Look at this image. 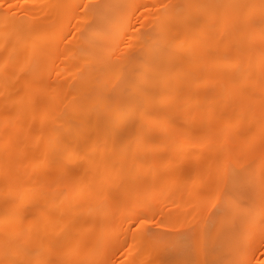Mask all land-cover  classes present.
Segmentation results:
<instances>
[{
  "label": "bare ground",
  "instance_id": "bare-ground-1",
  "mask_svg": "<svg viewBox=\"0 0 264 264\" xmlns=\"http://www.w3.org/2000/svg\"><path fill=\"white\" fill-rule=\"evenodd\" d=\"M138 1L134 0L133 6ZM76 2L77 0H51L53 5L51 12L57 11L58 16L62 15L61 23L59 22L57 25L58 30L56 25L52 24L34 27L33 17L26 22L23 20L20 22L13 17H7L3 11H0V71L16 68L15 72L19 74L26 68L32 69L34 66H39V63L45 68L40 75L30 74L18 82L15 81L16 78L14 80V76L6 75L0 79V94L6 89L11 90L13 84L17 83L13 92L6 96H0L2 111L0 127L15 121L14 130L11 132V135L14 136L22 129L23 131L27 129L26 126L29 125L33 131L31 136L27 137L28 140L35 143L34 148H42L39 155L36 154L37 157L32 155L27 158L26 155L23 156L24 151L27 150L24 149L26 138L25 140L22 138L24 142H17V144L11 136L0 135V196L3 198L0 201V229L8 228L4 233H0V260L3 261L1 264H49L50 261H53V257L55 260H59L56 264H115L114 261L107 260L105 255H102L111 240L110 235L108 234V236L106 233L109 227L107 229L100 217L102 216L101 203L104 196L100 197L105 192H98L101 194L99 197L97 191L102 182L104 186V183L112 184L114 179L113 171L112 173L110 171L111 174L108 173L109 178H104V170L107 166H110L111 170H118L117 168L124 164L123 160L125 162L130 157V160L128 161V158V162H125L128 165L127 168L125 164L121 168L123 170L119 171L120 175L118 174L123 186H120L117 196L126 201V203L124 202L126 208L121 211V216L123 214L121 219L123 221L130 220L136 215L135 212L138 215L139 212L141 214L150 213V201L146 199L148 195L150 197V194H153L155 198L158 196L157 198L162 197L163 199V196L166 197L164 194L167 190V186L163 187V185H182V182H179L181 178L178 183L176 179H165L167 181H163L160 184L162 186L156 185L155 189L152 188L154 185L148 187L149 184H147L146 187H143L135 183L137 178L142 177L145 173H156L155 168L158 165L157 167L149 163V166L146 165L147 162H151L148 149L153 144L155 146L153 142L156 141L157 146L155 147L158 151H167V157L163 161L161 160L159 167L173 171L175 166L172 161L180 160L183 157L181 152H187L188 155V152L193 149L202 150L204 146L208 147L214 136H218L214 135L217 128L229 131V133L233 131V127L222 120L223 116L219 115L218 107L215 105L217 96H220L216 93L203 96L200 94L201 98L198 96V91L201 88L211 85L214 81L217 82L219 88L225 90L221 100L222 104H227L231 98L235 101V107L230 111L228 119L259 122L258 117L263 112V119L259 122V131L264 130V108L261 109L258 106V95L260 99L264 100V0H179L175 5L161 8L144 32L130 36L131 41L124 46L125 50L119 48V41L129 34H127L126 22L130 17L131 6L125 4L126 0H99L100 3L108 5L105 10L106 22L103 29L92 32L88 27H85L82 31L80 30L79 36L83 37L84 42L80 47L70 52L76 55V59L70 65L82 71L79 74L70 73L72 75H69L68 79H65L61 84L67 85L76 80H88L89 82L73 90H67L66 87L65 90H57L56 85H53L49 90V98L36 113V116L43 118L46 114L51 113L52 121L62 117L63 122L50 128L43 127V123L40 122L43 119L27 124L26 121L31 119L29 109L32 106L34 85L38 81L44 80L51 68L48 58L41 55V47L46 41L51 42L56 31L61 32L64 29V22L68 15L62 6L70 7ZM204 7L208 8V12L203 13ZM199 12H202L203 16L213 18L216 23L208 24L197 15ZM86 19L89 21L91 18ZM56 41L53 43L57 44ZM132 44L139 46L136 53L130 58L125 54V51H128ZM235 47L237 49L231 53ZM209 48H213L216 54L214 50H209L214 55L207 58L206 54ZM227 50L228 52L222 54ZM20 54H23V58ZM20 59L22 62L18 65L16 62ZM218 66H223L224 70L215 76L216 80H214L213 74H209L207 69ZM69 67H66L65 70ZM233 68L238 71L228 72ZM182 83L185 84V90L181 91L183 93L180 95L179 89ZM179 97H183V100L187 102L184 111L182 110L183 114L181 113V117H179V120L185 124L186 133L180 146L184 151L181 149L180 153H178V148H174L173 136H169L168 140L159 137L160 134L168 130L173 131L174 115L178 112L174 109L165 112L162 110V106ZM195 102H201L203 106H200L201 108L196 111L193 118L187 119L186 113L189 105L197 104ZM53 104L61 108L55 109ZM65 105L69 106L65 107ZM13 109L15 110L12 111ZM64 109L69 110L70 115L80 114L81 119L66 120ZM260 110L262 112L257 113ZM103 111H108V114L101 115ZM211 115H213L212 125L204 126L201 136H196L200 139L194 136L195 139L192 138L188 134L192 126L194 124L196 126V123L202 122L204 117ZM261 118L259 117V119ZM24 120L25 122H23ZM128 122L133 125L131 131L127 136L119 135L120 128ZM176 122L178 121L176 120ZM212 126L217 127L214 130ZM245 129L243 122L239 126V130L242 132ZM147 131H151L154 137H144V141L140 143V152L131 151L134 144L138 143ZM224 133L223 135H225ZM171 134L172 132L169 133V135ZM256 138H258V133ZM242 140H244L245 149H251V142L244 138H239L238 141L242 142ZM32 142L30 145L34 146ZM214 146V155H207L210 157L205 158L204 173L207 181H214L215 184L219 181L221 183L210 192L212 198L209 199L210 202L212 200L214 203V199L221 197L215 211L200 222H195L197 224L193 228L186 227L184 224L186 228L182 233L143 238L146 242L145 245L149 242L148 253H159V257L164 255L163 258H167L169 264H227L229 259L234 258L236 250L235 247L228 244L230 233L226 234L223 231V228L228 225V219L232 213L233 215L234 213L243 215L246 213L249 217L255 215L254 224L258 223V215H264V204L258 207L260 194L250 190L260 172L257 162L252 161L250 166L247 164V167L242 166L243 168L235 170L236 166H240V163L223 164L220 162L221 157L216 155L218 151L216 148L219 147L216 144ZM15 149L16 151L24 149L21 150L20 157L16 153L14 155ZM24 158L29 161H24ZM108 159L109 162L110 159L112 161L110 164H106ZM76 160H83V165L80 168L63 170L64 173L59 169ZM200 161L201 157L198 156L191 164H198ZM191 168L193 169L192 166ZM42 169L49 170L48 177L54 183H58L59 177V182L61 177L68 179L65 184H61L62 187L56 185L47 199L45 196L43 197L44 193L41 189L27 184L24 178L30 175L29 172H37ZM158 172H160L159 169ZM228 172L231 175L226 176ZM184 175L186 176V173ZM196 175H194L195 178L193 177L195 187L198 186L200 179L198 174ZM115 178L117 180V176ZM126 178H130L135 183L130 189L128 188L129 190L126 187ZM186 178H182V180H186ZM115 184L117 185V183ZM183 185L186 186L184 183ZM72 187L77 188V190L74 189L76 192H72L69 196L65 195L64 192L66 193ZM84 193H91V198L86 202V206H75L70 203ZM241 199L246 200V207L242 209H240ZM61 205L66 206L65 210L61 209ZM186 213L187 211L183 216ZM72 214L77 216L73 217ZM90 218L95 221L93 219L91 221ZM168 219L166 218V220ZM189 220L187 222H190ZM195 220L196 218L193 221ZM176 221L178 222V216L174 221L177 225ZM81 222L84 233L94 231V236L86 241L81 240V233L77 231V226L82 224ZM174 223H171L173 227ZM115 226L116 224L111 228ZM109 230H112L111 233L109 232L112 237V233L116 229ZM177 236L181 244L173 246L169 241ZM236 237H239V233L234 232L231 239ZM58 238L64 240L50 248L51 241ZM41 239L44 240L39 242ZM133 248L135 249L132 251L136 250L138 256L139 254L143 255L140 253L143 251L142 241L136 243ZM129 251L131 253L130 249ZM146 251L144 254H148ZM124 255L126 257L121 258V262H126L130 257L129 253ZM136 260L135 264H143L142 260L141 262L140 259Z\"/></svg>",
  "mask_w": 264,
  "mask_h": 264
},
{
  "label": "rangeland",
  "instance_id": "rangeland-1",
  "mask_svg": "<svg viewBox=\"0 0 264 264\" xmlns=\"http://www.w3.org/2000/svg\"><path fill=\"white\" fill-rule=\"evenodd\" d=\"M133 1L132 0H126V3H125V4H127V6H131V10H130L131 12H130V17L127 19V22H126L127 34L128 33L129 34L124 36L123 38H121V40L119 41V44H120L119 48L121 50H125L124 46H126V45H128V43H130V41H131L130 36H134L137 33L144 32L151 25L153 19L159 13L161 8H164V7H167L170 5H175L179 0H139L138 3L135 4L134 6H133ZM85 2H87V0H77V2L74 3L73 5H71L70 7L69 6H62V8L66 9L65 13H67V15H68L66 17L65 22H64V27H63L64 29H62L61 32L56 31L55 34L52 36L51 42L46 41L44 43V46L41 47V55H44L45 57L48 58V61H50V63H51V68H49L50 71L47 74V77H44V80H42L40 82L38 81L34 85V88H33L34 92H32V94L34 93L33 98H32V106L29 109L30 114H31V119L26 121L27 124H31L32 122L39 121L38 119H43V121H40L41 123H43V125H44L43 127L50 128L51 126L54 127L58 123L63 122L62 117L56 119L55 121H52L51 113L46 114L43 118H38L36 116V113L40 111V108L44 105V103L49 98V95H48L49 90L52 88L53 85H56L55 88L57 90L58 89H60L61 91L65 90V87L67 90H73L76 87H80V86L85 85L89 82L88 80H76L73 82L70 81L71 83L68 82L70 84H67V85L61 84L65 79H68L69 75H72L70 73H73V74L78 73L79 74V72L82 71V70H79V68L77 69V68L71 67L70 64H72V62L76 59V55L73 53H70V52L74 51L75 49L80 47L84 42L83 37L79 36V33L85 27H88V23H89V21L85 18L84 13L80 10V8L83 6V4ZM4 4H5V7H0V11H3L7 17H13L20 22H22V20H23V22L24 21L26 22L31 17H33L34 21H35L34 27H41L43 25L45 26L47 24H52V25H56V28L58 30L57 25L59 22L61 23V20H62V15L58 16L57 11H55L54 13L51 12L52 11L51 8L53 6L51 3V0H36V1L32 0V2H31V0H4ZM8 4L15 5V8L14 9L7 8ZM142 5H146L147 7H141ZM77 6H80V7H77ZM204 12H208L207 7H204L203 13ZM197 15L200 18H202L203 20H205L208 24H215L216 23V21L213 18H210L209 16H203L202 12L197 13ZM230 34H229L228 38L230 37ZM53 41H56L57 44L53 43ZM138 46H139L138 44H132L131 47L128 49V51H125V54L127 56H129L130 58H132V56L138 50L137 49ZM236 49H237V47L233 48L231 50V53ZM209 50L212 51L214 49L213 48L208 49L207 54H206V55H208L207 58L214 55V53L213 54H212V52L210 53ZM118 51H120V50L118 49ZM214 52H215V50H214ZM226 52H228V50L222 52V54H225ZM215 54H216V52H215ZM20 55L23 58V54H20ZM115 55H116V53H115ZM21 62L22 61L20 59L16 63L19 65ZM68 65L71 67L70 70H69L70 67ZM66 67H69V68H67V70H65ZM223 68H224L223 66H218V67H214V68L210 67V69L208 67L207 71L209 74L210 73L213 74L214 80H216L215 76L220 74L222 72V70H224ZM43 69L45 70L44 66H42L40 63H39V66H34V68H32V69L26 68L19 74L17 72H15L16 68H9L5 71H0V79L5 77L6 75L12 76V77L14 76V80L16 78L15 81L18 82L30 74L40 75ZM64 71H66L67 73ZM234 71L237 72L238 70L236 71L235 68L228 70V72H232V73ZM16 74H18L17 77H15ZM16 82L13 84V87L11 88V90L6 89L8 91L5 90V91L1 92L0 96H6V95H9L11 92H13L12 90H14L15 84L17 85ZM180 89H179V91H180L179 94L181 95L183 93V92L181 93V91L185 90V84L184 83H182L180 85ZM15 92H17V91L15 90ZM212 93H216L217 95L220 96V97L217 96L215 105L218 107L219 115L221 117L223 116L222 120H225V122L228 125H231L233 127V129H232L233 131H230V133H229V131L220 130L217 128L216 133H214V135H218V136H214V139L211 140L212 145L209 142L210 145H208V147L204 146V148L202 150H194L193 149V150L188 152V155H187V152L186 153L181 152L182 148L180 146L182 144V139L184 138V135L186 133H185V127H184L185 124L179 120L180 119L179 117H181V113L183 114V111L187 105V102L183 100V97H181V98L179 97L177 99L171 100L170 103L162 106L163 107L162 110L165 112H168V111L173 110V109L178 111V112L176 113V115H174L175 116V119H174L175 120L174 121L175 126L173 125V127H174L173 131L168 130L169 132L167 131L165 133H162V134H160L159 137H162L165 140L166 139L168 140L169 136H173L174 137L173 143L175 144L174 148L175 149L178 148L179 152L178 151L177 152L178 153L181 152L183 157L181 156L182 158H180V160L175 159L174 160L175 162L172 161V164L175 167H173V171L172 170L167 171L164 168L159 167V165L161 164L163 159L167 157V151H165V150L161 151V152L158 151L155 147V146H157L156 141L153 142V143H155V146L153 144L152 145L153 148L151 147L148 149V151L150 152L149 155H150V161L151 162H147L146 165H148V163L155 165V167H157V165H158L159 168L158 167L157 168L159 169L160 172H158V169L155 168L156 173H151V174L145 173L142 175V177L140 176L139 178H137V181L135 183L137 185H140L143 187H146L147 184L150 185V186L147 185L148 187H151L154 185L152 188L155 189L156 185L162 186L160 184H162L163 181L166 182L168 180V178L169 179H176L177 183H178L179 179L181 178V181H179V182H182V185L179 186V184H176V185L174 184V185H172L173 187L171 185H166V184L163 185V187L167 186L166 189L168 190L167 191L166 189H164V190H166L165 194H164V195H166V197L163 196V199H162V197L157 198L158 196H156V198H155V195H153V194H150V197H149V195L146 197V199H148L150 201L149 206L151 209V212L148 214L151 215L154 212L156 214L157 221H163V223L160 227L151 228L150 231L152 233H159V234H162L165 236H172L174 234L182 233V232H184L186 227L191 226L193 228L194 225H196L198 222H200L201 220H203L206 217H209L210 214H212V212H214L215 209L218 207V204L220 202L221 197L214 199V201H215L214 203L212 200L210 202L209 199H212L210 197L211 196L210 192L213 189H216L218 186H220L221 183H220V181H219V183L217 182V184H215L214 181H212V182L207 181L208 179L206 178V175L204 173L205 172L204 166H206L205 165L206 159L208 157H210L211 155L213 156L215 153V151H214L215 150V148H214L215 144L217 147H219V148H216V151L218 150L216 152V155L221 157L220 162H222L223 164H227L230 162L240 163V166H236L235 170H238L239 168L247 167L246 166L247 164H248V166H250L252 161H254V163L257 162L258 167L260 168V172L258 174V179L255 180L256 182H254L252 184V187L250 188V190L252 192L257 191L258 194H260V196L258 198V207L263 206V204H264V165H263L264 164V130L262 132L259 131V122H260V120L263 119V115H262L263 112L261 110L257 112V113L262 112V114L260 116L258 114V116L260 118L262 117L261 119H259V117H258L259 122H257V121L256 122H249V121L240 120V119L230 120V119H228L229 118L228 115H229L230 111L235 107L234 99L231 98L230 100H228L227 104H225V103H224L225 105L222 104L221 100L224 97L225 90L223 88L222 89L219 88V85L215 81L211 85H208L207 87L205 86V88L203 87V89L201 88L198 91V94H199L198 96H199V98H201L200 94L203 96V95H210ZM258 94H259V92H258ZM256 95H257V93H256ZM195 103H197V104L194 105V103H191V105H189L188 111L186 113L187 119L188 118L191 119V117L193 118V116H195L196 111L199 110V108H201L203 106L201 104V102H195ZM69 105H65V107H67ZM53 106L55 109L61 108L60 106L56 107L54 104H53ZM258 106L261 109L264 108V100L260 99L259 95H258ZM0 107H1V103H0ZM14 110L15 109H13L12 111H14ZM65 111H66V115H65L66 120L75 121V120L81 119L80 114L70 115L69 110H65ZM1 113H2V111L0 109V115H1ZM107 114H108V111L101 112V115H103V116H105ZM212 116L213 115L206 116L207 118L204 117L201 120L202 122H198V124L196 123V126L194 124L193 125L194 127L192 126V128L190 129L188 134H190L192 136V138H194L196 136H201L200 134H201L202 130L204 129V126L207 125L205 127H208L211 124L212 119H213ZM176 120L178 122H176ZM23 122H25V120ZM243 122H244V126L246 127V129H245V131L242 130V132H241L239 130V126L241 124H243ZM14 123H15V121L8 122L4 126L0 127V135L11 136L12 139L15 140L14 141L15 143H17V142L22 143V142H24L22 140L23 139L25 140V138H26V142H25L26 147L24 149H27V150L24 151L25 153L23 156L26 155L25 157L29 158L30 156L33 155V157L34 156L37 157L42 148H34L35 143L28 140L29 138H27V137L31 136L33 129L30 128L29 125H27L26 126L27 129H24V131L22 129L20 131L22 134L19 132V133H16L14 136H12L11 132H13V130H14V127H13ZM132 127H133V125L130 124V122H128L125 126L120 128V130L118 132L119 135L127 136L128 133L131 131ZM212 127L215 130V128L217 126L216 127L212 126ZM26 130H28V131H26ZM223 131L224 132L226 131L228 133H226V132L224 133ZM26 132H29V133H26ZM171 132H172V134L169 135V133H171ZM217 132H220L219 133L220 135ZM221 133H222V135H221ZM223 133L226 136L223 135ZM257 133H258V138H256ZM166 134H167V136H166ZM144 137L150 138V137H154V136H153L151 131H147L145 133V135L143 134V137L138 141V143L134 144V146L131 148V151L140 152V149H141L140 143H142L144 141ZM239 138L240 139L244 138L248 142L250 141L252 144L251 149H247V148L245 149V147H244L245 143H243L244 140H242V142L238 141ZM197 139H200V138L198 137ZM50 141H51V137H50ZM175 141H176V143H175ZM31 142L34 144V146L30 145ZM210 146L213 148H211ZM24 149H19V151L18 150L16 151V149H15L14 155L16 153V155H18V157H20L19 154ZM153 149H155V150H153ZM182 151H184V150L182 149ZM232 151H233V153H231ZM76 152H77V150H76ZM36 154H37V156H36ZM207 155H210V156H207ZM55 156H56V153H55ZM198 156L201 157V161L198 164H196V163H194V165L191 164L195 161L196 157H198ZM18 157L16 156V158H18ZM12 158H15V157H12ZM27 158H24L23 160L26 162L29 161V159H27ZM128 158L127 159L129 161L130 157H128ZM127 159L125 160L126 163L128 162ZM111 162H112L111 159H110V162L108 159V162H106V164H110ZM125 162L123 160L122 163H124V164H122L121 167L117 168L118 170L115 169L116 172L114 170H111L109 168L110 166H107V168L104 170L105 172H104L103 177L109 178L108 173H110V171L112 173V171H113V178H114L112 180L113 182L111 181L112 184L111 183H107V184L104 183V186H103V184H102L103 182H102L100 184L101 186L98 187V191H97V194L101 193L100 191L105 192V194L102 193L103 195L101 197H100L101 194H99L100 198H102L104 196L102 198L103 201L101 203L102 216H100V217L102 218L103 223L106 224L105 226L107 227V229L109 227V229H116V231H117L116 232L114 230V232L112 233V237H111L110 233L112 232V230L106 229L108 231V232L106 231L107 235L108 234L110 235V236L109 235L108 236L110 237L111 242L107 245L106 249L102 252V255L103 256L105 255L104 256L105 259L107 258V260L109 259L110 261H114L115 264H122V263H124V264H135L137 261L136 259H140V262L142 260L143 264H161V262H164V261L167 262V258L166 259H165V257L163 258L164 255L160 254L162 257H159V255H158L159 253H153V254L148 253L147 249L149 248L148 247L149 242L147 243V245H145L146 242H144V239H143L144 237L135 236V238H134L135 229H133L132 231H129V229L131 228L132 222L136 220L135 216H138L137 212H135L136 215L133 218H131V219L129 218L130 220L123 221L121 219L123 217V214L121 216V211L126 208V204H125L126 201H125V199H121L119 196H117L118 193L120 192L119 189L123 186L121 184V183H123L122 180H119L120 178H118V177H120L119 176L120 172L123 170L121 168H122V166H124L126 164ZM248 162H250V163H248ZM82 165H83V160H76L74 163L72 161L71 163H68V165H66V166H61L62 168H59V169H61L62 171L63 170H65V171L66 170H72V169L80 168ZM127 166L128 165L126 164L125 167L127 168ZM191 166L193 167V169L191 168ZM107 170H109V171H107ZM136 170H138V168H136ZM65 171H63V173ZM48 172H49L48 169H42V170H39L37 172H29L30 175L28 177L27 176L24 177L25 182L27 184L34 185L38 189H41L42 193H44L43 197L45 196L46 199L52 194V191H54L53 189H55L56 185L57 186L59 185L58 187H60V186L62 187V185L66 183V180H68L67 178L61 177V180L59 182V179H60V177H59L58 183H54L53 180L50 177H48ZM139 172H141V171H139ZM185 173H186V176L184 175ZM196 174H198L199 178L201 179V180L199 179V184H198V186H196L197 188L194 185V178H195L194 175H196ZM115 175L117 176V180L115 178L116 177ZM175 175H176V178L174 177ZM180 175H182L183 177ZM229 175H231V173H229V172L226 173V176H229ZM178 176H180V177H178ZM190 177H192V178L194 177V178L192 179ZM182 178H186V180L185 179L182 180ZM165 179H167V180L165 181ZM125 181H127L126 182L127 190H129L132 187V185L135 184L130 178H128V179L126 178ZM215 181H217V180H215ZM131 182H133V183H131ZM115 183H117V185ZM183 183L186 186H184ZM130 184H131V186H130ZM106 185L108 186V190H107ZM0 186H1V182H0ZM74 187H72L70 190H67L66 193L64 192V194L69 196V194H71L72 192H76L77 188H74ZM74 189H76V190H74ZM139 189H141V188H139ZM117 190H118V192H117ZM111 192L112 193L115 192V193L112 194ZM166 192H168V193H166ZM111 195L112 196L114 195V196L112 197ZM223 195L225 196V193ZM105 196H106V198H105ZM177 196H178V198H176ZM184 196L186 197V199ZM181 197H182V200H181ZM90 198H91V193H84L83 195L79 196L75 201L74 200L70 201V203L72 205H75V206H81V205L86 206L87 205L86 202H88ZM108 198H109V200H108ZM111 198H112V200L114 199L115 201L114 200L112 201ZM150 198H151V200H150ZM2 199L3 198L0 196V201ZM117 200H119V201H117ZM179 201L181 202V204ZM70 203H69V205H71ZM195 204H196V206H195ZM240 205H241L240 209H242L243 207L245 208L246 207L245 206L246 200L241 199ZM28 206L31 207L30 205H28ZM123 206H124V208H123ZM151 206H153V207H151ZM194 206H195V209L193 208ZM60 207L62 210H65L64 208L66 206L61 205ZM92 207H94V205H92ZM198 209H199V212H198ZM185 211H187V213L185 216H183ZM140 214L141 213L139 212V215ZM72 215H73V217L75 216V214H72ZM174 215L178 216V222L179 223L176 221L177 225H176V223H174L175 217H176ZM180 216H183V217H180ZM254 216L255 215H252L251 217H249V216H247L246 213H245V215L239 214V213H234V215H233V213H232V216L229 217V219H228L229 220L228 225L225 228H223L224 233H226V234L230 233V235H231L229 238L228 244L235 247V249L237 250V255H236V250H235L234 258H231L228 260L229 264H264V215L263 216L258 215L259 220H258L257 224H254V221H255ZM93 218H95V220H97L96 217H93ZM93 218H90V220L92 221ZM166 218L167 219L171 218V219L166 220ZM193 218L194 219L196 218V220L193 221L194 220ZM120 219L122 220V222ZM173 219H174V221H173ZM179 219L182 221H180ZM169 220H171V221H169ZM188 220L190 222H187ZM195 222H197V223H195ZM171 223L175 224L174 227L171 225ZM181 223H183V224H181ZM114 224H116V226L114 228H111V226ZM184 224L186 225V227ZM170 225L172 226V228ZM117 226H118V228H117ZM79 228H81V229H79ZM82 228H83V223L79 224L77 226V231L81 233V234L79 233L81 235V240L86 241V240H88L94 236L93 230L84 233V231H83L84 228L83 229ZM176 228H177V230H176ZM7 229H8L7 227L1 228L0 233H4ZM234 232L239 233V237L231 239L232 234ZM114 235H116V236H114ZM132 237L134 238V240ZM139 237L141 240L139 239ZM135 239H136V241H135ZM43 240L44 239H41L39 242H42ZM63 240H64L63 238L54 239L53 241H51L50 248L55 247L57 244H59ZM138 240H139V242L142 241V250L143 251L140 253L143 254L142 256H144V257L140 256V254L138 256V253L136 250L132 251V249H135V248H133V246L135 247L136 243L137 244L139 243ZM112 241H114V242L112 243ZM110 245H111V247H110ZM129 249L131 250V253H130ZM145 251L148 254H144ZM126 253L130 254V257H128L129 259L126 262H121L122 259L126 257V255H124ZM132 253H134V254L132 255ZM46 256L49 257L48 254H46ZM111 258H113V259L111 260ZM120 259H121V261H120ZM57 260L58 259L55 260V258L53 257V261L57 262ZM116 260L118 261V263H116L117 262ZM133 260H135V261L133 262ZM2 262L3 261L0 260V264ZM48 262H49V259H48Z\"/></svg>",
  "mask_w": 264,
  "mask_h": 264
},
{
  "label": "snow or ice",
  "instance_id": "snow-or-ice-1",
  "mask_svg": "<svg viewBox=\"0 0 264 264\" xmlns=\"http://www.w3.org/2000/svg\"><path fill=\"white\" fill-rule=\"evenodd\" d=\"M0 7H5L4 0H0ZM80 7V6H77ZM108 5L104 3H100L99 0H87L80 8V10L84 13L85 18L90 17L88 23L89 31L96 32L103 29V26L106 22V8ZM141 7H147L146 5H142ZM7 8L14 9L15 5L8 4ZM7 14V13H6ZM163 221H157L156 214L153 212L149 215L147 212L142 213L136 217V220L132 222L131 228L129 231L135 229V236L141 237H156L158 235H162L159 233H152L150 230L153 227H160ZM173 246H180L181 241L179 237H173L169 241ZM49 264H56L55 261H50ZM161 264H169V262H161Z\"/></svg>",
  "mask_w": 264,
  "mask_h": 264
}]
</instances>
